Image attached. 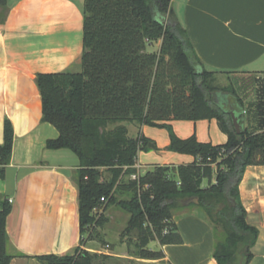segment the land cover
<instances>
[{
	"label": "trees",
	"instance_id": "16d2710c",
	"mask_svg": "<svg viewBox=\"0 0 264 264\" xmlns=\"http://www.w3.org/2000/svg\"><path fill=\"white\" fill-rule=\"evenodd\" d=\"M173 0H84L81 69L38 73L42 121L59 136L49 149H69L79 158L75 182L79 189L81 242L67 254L36 256L42 264H111L106 253L85 249L97 241L101 249L114 244L102 235L104 211L117 204L130 217L123 234H136V257L161 259L162 250L149 244H180L183 237L173 221L176 211L198 208L213 224L216 264H248L259 230L249 223L240 183L248 166L264 165V78L258 99L250 105L255 120L244 125L245 103L233 84H216L196 55L188 32L178 20ZM6 0H0V6ZM161 41L158 51L149 45ZM231 111L242 124L237 132ZM216 119L227 135L223 144L202 142L195 135L182 139L168 121ZM166 128L167 150L189 154V164L156 165L131 180L139 151L158 150L144 136H129L126 125ZM14 128L4 122L0 144V181L11 161ZM102 169L109 172L105 176ZM215 177V179H214ZM198 198V203L185 202ZM12 203L0 191V264H10L7 217Z\"/></svg>",
	"mask_w": 264,
	"mask_h": 264
},
{
	"label": "crops",
	"instance_id": "0c3cea01",
	"mask_svg": "<svg viewBox=\"0 0 264 264\" xmlns=\"http://www.w3.org/2000/svg\"><path fill=\"white\" fill-rule=\"evenodd\" d=\"M178 2L182 3L181 13L172 7L204 67L229 80L244 103L248 97L251 105L258 99L264 78V0ZM83 5L84 0H6L0 6V144L4 141L5 120L9 119L14 128L11 161L0 182V191L12 203L6 224L9 251L15 255L10 264H42L36 256L67 254L80 246L79 189L75 182L79 158L69 149L46 147L47 140L57 138L59 131L41 120L42 99L36 76L79 70ZM153 44L160 48L161 41ZM122 123L132 137L144 135L159 148L139 151L136 166L141 174L156 165L179 166L195 160L166 149L170 136L165 128ZM168 123L182 139L195 135L199 141L214 145L227 141L216 119ZM252 124H256L255 118L250 115L247 121L245 117L244 125L252 129ZM239 188L248 221L259 230L248 264H264V165L248 166ZM108 209L104 211L106 217ZM173 221L183 242H156L164 253L161 259L135 257L127 251L125 242L113 243L114 249L107 250L93 240L85 249L109 254L115 261L112 264H130V260L216 264L212 257L216 239L210 220L195 207L176 211ZM102 235L108 240L106 226Z\"/></svg>",
	"mask_w": 264,
	"mask_h": 264
},
{
	"label": "rangeland",
	"instance_id": "374dc122",
	"mask_svg": "<svg viewBox=\"0 0 264 264\" xmlns=\"http://www.w3.org/2000/svg\"><path fill=\"white\" fill-rule=\"evenodd\" d=\"M172 6L176 9L177 12L181 13L180 12V10H181L180 6H182V3L180 4L178 2V0H175L174 2H172ZM158 49H159V46L156 44L149 45V47H148L149 51H157ZM74 69H75V71H79L81 69V66L79 67V70H77L76 68H74ZM216 84L227 85V84H229V80H227L224 76H220V77H217ZM237 90L240 93V90H241L240 86H237ZM248 100L250 101V98L247 97V101L245 102V108L247 110V112H246V120L247 121H249V119H250V114H249L250 103L248 102ZM119 124L123 125V123L111 124L109 126V129L114 128L115 126H117ZM251 126H255V125L252 124ZM150 127H156V126H150ZM158 128H160V127H158ZM166 130L168 131V129H166ZM168 133H169V131H168ZM132 135H133L132 132H131V134L129 133V136H132ZM208 143H210V142H208ZM214 143H221V142H214ZM151 151H153V150H151ZM148 152H150V151H148ZM186 155H189V154H186ZM191 156H193V155H191ZM102 171H103L105 176L109 175L108 171H106L104 169H102ZM214 179H215V177H214ZM107 209H108L107 210L108 215L106 217V215L104 214V216L108 220V221H106V224H105L106 228L109 230L108 240L114 244H118V243L122 244L123 242H125L127 244V251H129V253L131 255H134L136 257V252H137L136 246H135L136 241H137L136 234L132 233L131 236H126L125 234H123L125 228L128 225L130 215L126 211H124L120 206H118L117 204H114V207H112V208H110V206H108ZM156 242H158V241H152L149 244V248L152 250H160L158 248L159 247L158 244L160 245V243L158 242V244H156ZM130 261L132 262L130 264H163V262L160 260L159 261L157 260L156 263H153L154 261L146 262L144 260H138V261L130 260ZM114 262L115 261L110 260L109 263L112 264Z\"/></svg>",
	"mask_w": 264,
	"mask_h": 264
},
{
	"label": "water",
	"instance_id": "95a60500",
	"mask_svg": "<svg viewBox=\"0 0 264 264\" xmlns=\"http://www.w3.org/2000/svg\"><path fill=\"white\" fill-rule=\"evenodd\" d=\"M231 116L233 118V123H234V126H235L237 132H240L242 124L239 122L238 117L236 116L234 111H231ZM192 202L198 203V198H191V199L188 200L187 203L189 204V203H192Z\"/></svg>",
	"mask_w": 264,
	"mask_h": 264
},
{
	"label": "built area",
	"instance_id": "2783aa9c",
	"mask_svg": "<svg viewBox=\"0 0 264 264\" xmlns=\"http://www.w3.org/2000/svg\"><path fill=\"white\" fill-rule=\"evenodd\" d=\"M135 168H137V170H138V167L136 166V164H135ZM140 175H141V173L138 170V172L133 173V174L130 175V179L131 180H139ZM10 202H11V200H10Z\"/></svg>",
	"mask_w": 264,
	"mask_h": 264
}]
</instances>
